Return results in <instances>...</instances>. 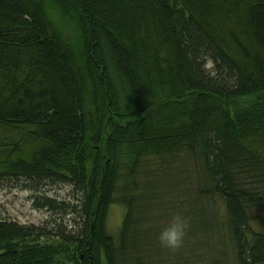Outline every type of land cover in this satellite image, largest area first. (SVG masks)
Returning <instances> with one entry per match:
<instances>
[{
    "label": "trees",
    "instance_id": "16d2710c",
    "mask_svg": "<svg viewBox=\"0 0 264 264\" xmlns=\"http://www.w3.org/2000/svg\"><path fill=\"white\" fill-rule=\"evenodd\" d=\"M7 179L71 196H36L49 227L0 219V264H219L222 236L264 264V0H0Z\"/></svg>",
    "mask_w": 264,
    "mask_h": 264
},
{
    "label": "rangeland",
    "instance_id": "374dc122",
    "mask_svg": "<svg viewBox=\"0 0 264 264\" xmlns=\"http://www.w3.org/2000/svg\"><path fill=\"white\" fill-rule=\"evenodd\" d=\"M210 66V64H208ZM36 192L32 189L24 188L21 181L0 180V219L15 220L23 224H33L37 226H50L55 215L46 208H37L34 206L36 196H44L68 199L71 195V187L66 184H57L54 186L47 185ZM218 203H216L217 205ZM207 208V207H206ZM208 210V209H207ZM124 207L121 204L112 203L107 210L105 228L107 234L112 238H117L120 229ZM216 216L222 220L220 211ZM222 236V235H221ZM47 241L46 237H39L38 242ZM225 248L226 255L221 256L222 262L219 264H234L232 255L229 253L228 246L222 236L220 240ZM172 257V255H168ZM202 264H209V254H202ZM211 264H218L217 260L211 261Z\"/></svg>",
    "mask_w": 264,
    "mask_h": 264
},
{
    "label": "clouds",
    "instance_id": "9594fccd",
    "mask_svg": "<svg viewBox=\"0 0 264 264\" xmlns=\"http://www.w3.org/2000/svg\"><path fill=\"white\" fill-rule=\"evenodd\" d=\"M186 227L187 225L182 217L179 215L173 217L169 226L159 234L158 239L161 245L168 248L178 247L183 240Z\"/></svg>",
    "mask_w": 264,
    "mask_h": 264
}]
</instances>
